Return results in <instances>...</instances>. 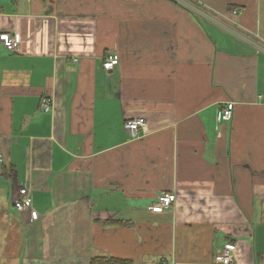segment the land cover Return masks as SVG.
<instances>
[{
    "label": "crops",
    "instance_id": "1",
    "mask_svg": "<svg viewBox=\"0 0 264 264\" xmlns=\"http://www.w3.org/2000/svg\"><path fill=\"white\" fill-rule=\"evenodd\" d=\"M7 30L0 264H264V0H0Z\"/></svg>",
    "mask_w": 264,
    "mask_h": 264
},
{
    "label": "built area",
    "instance_id": "2",
    "mask_svg": "<svg viewBox=\"0 0 264 264\" xmlns=\"http://www.w3.org/2000/svg\"><path fill=\"white\" fill-rule=\"evenodd\" d=\"M0 43L8 51H16L19 48V41L16 36L15 31L7 30L0 33ZM78 61L77 59L75 60ZM120 62V57L117 54H110L106 57L103 62V67L106 70H111L113 67L118 65ZM42 106L45 111H50L52 109V102L50 98L42 99ZM234 103L230 102L223 106L219 115V122H228L233 117ZM125 128L129 132L132 138L137 139L144 136L147 133V123L144 118L130 119L125 123ZM3 154L0 153V166L3 164ZM18 197L14 201V207L18 211H29L31 219L37 220L39 218V213L33 208V197L30 190L27 187H21L18 191ZM176 201V194L163 192L158 200L150 207L151 210L156 212H161L168 209ZM236 256V246L233 243H227L223 248L215 255V264H234Z\"/></svg>",
    "mask_w": 264,
    "mask_h": 264
},
{
    "label": "trees",
    "instance_id": "3",
    "mask_svg": "<svg viewBox=\"0 0 264 264\" xmlns=\"http://www.w3.org/2000/svg\"><path fill=\"white\" fill-rule=\"evenodd\" d=\"M116 222H119V220L112 218V219L106 220L105 224H114ZM131 263L132 261L130 260L118 259V258L107 257V256L94 257L91 260V264H131Z\"/></svg>",
    "mask_w": 264,
    "mask_h": 264
}]
</instances>
